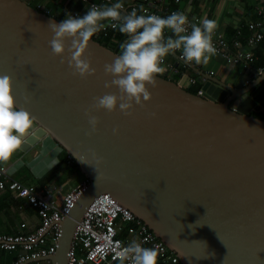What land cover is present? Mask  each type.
I'll list each match as a JSON object with an SVG mask.
<instances>
[{
	"label": "water",
	"instance_id": "95a60500",
	"mask_svg": "<svg viewBox=\"0 0 264 264\" xmlns=\"http://www.w3.org/2000/svg\"><path fill=\"white\" fill-rule=\"evenodd\" d=\"M53 21L62 20L27 0H0V73L12 77L17 106L35 117L20 149L50 137L91 182L62 218L56 251L19 264H68L76 227L104 192L184 264H264V118L253 113L262 106L242 85L247 76L230 86L208 74L198 94L185 86L186 75H158L148 85L151 99L132 115L118 105L92 110L98 130L87 135L93 98L118 94L105 87L112 77L104 66L119 51L92 37L84 55L96 72L73 75L67 51L64 63L52 54Z\"/></svg>",
	"mask_w": 264,
	"mask_h": 264
},
{
	"label": "clouds",
	"instance_id": "9594fccd",
	"mask_svg": "<svg viewBox=\"0 0 264 264\" xmlns=\"http://www.w3.org/2000/svg\"><path fill=\"white\" fill-rule=\"evenodd\" d=\"M124 4L116 2L111 5L88 7L82 16L68 15L60 23L50 22L53 38L49 41L52 54L62 57L67 51V63L73 75L84 78L95 74L91 60L84 53L90 39L110 22V26L125 35L120 45V52L112 62L105 64V75L112 77L105 83L106 88H118L117 93H106L93 98L90 109L85 110L91 131L96 132L99 118L92 115V110L104 109L115 111L117 105L124 115H132L134 105L144 106L152 97L148 85L155 87L156 77L165 72L162 66L164 58L170 53L181 52V57L188 63H207L216 54L213 33L217 22L204 18L199 23H190L183 12H172L164 17L147 14L141 6L123 13ZM168 30L171 35H165ZM71 40L66 46V41ZM25 100L28 97L25 96ZM155 115V113H152ZM35 117L25 108L18 107L13 95L12 77L0 73V163L8 162L13 154L32 135ZM117 132L118 129H113ZM95 154V153H94ZM98 162L102 157H97ZM58 163V162H57ZM156 248L143 247L135 240L127 246L117 247L113 260L118 264H157Z\"/></svg>",
	"mask_w": 264,
	"mask_h": 264
},
{
	"label": "built area",
	"instance_id": "2783aa9c",
	"mask_svg": "<svg viewBox=\"0 0 264 264\" xmlns=\"http://www.w3.org/2000/svg\"><path fill=\"white\" fill-rule=\"evenodd\" d=\"M81 1L87 3L89 7L101 5L94 0ZM108 1L115 2V0ZM173 1L175 3L180 2V0ZM170 2V0L121 2L124 4L121 11L126 13L143 6V11L147 14H158L166 17L172 12L179 11L175 6H171ZM68 15L77 17L84 14L81 10L71 7L68 8ZM188 19L190 23H196L200 20L196 16H188ZM248 28L250 33L244 40L242 39V31L238 30L232 42L221 30L216 28L213 33L216 53L222 54L230 62L246 60L248 63H254L256 55L253 49L264 39V26L262 21H251L248 23ZM117 30L112 28L108 22L106 27L94 34L93 37L96 39L109 38L115 41ZM125 39L126 37L123 41ZM245 46L248 48L245 49ZM177 52L178 58L183 60L181 52ZM162 66L169 76L180 74L183 77L186 75L184 83L186 85L197 82L203 84L206 81L204 75L188 76L182 69L181 63H175L167 57L164 58ZM257 70L260 73L264 71V59L263 63L258 65ZM208 74L213 75L215 71L210 70ZM203 92V87L200 86L197 93L203 94ZM68 157L72 156L68 153ZM17 168L18 162L0 163V188H9L16 197L25 198L29 204L37 209L40 222L29 233H0V249L19 252L17 260L11 264H19L30 258L46 256L56 251L62 218L70 211L91 182L88 177L81 179L65 193L63 200L58 202L52 194L44 193V190L40 189L36 183H26L17 178L15 176ZM124 233L128 235L127 238H124ZM134 240L143 247L149 246V248L157 249V264H184L179 256L140 217H137L128 207L123 206L109 192L96 196L85 210L82 220L76 227L72 246L68 251V264H118V261L113 260L115 250L117 247L127 246Z\"/></svg>",
	"mask_w": 264,
	"mask_h": 264
},
{
	"label": "crops",
	"instance_id": "0c3cea01",
	"mask_svg": "<svg viewBox=\"0 0 264 264\" xmlns=\"http://www.w3.org/2000/svg\"><path fill=\"white\" fill-rule=\"evenodd\" d=\"M27 1L34 4V6L48 10L50 14L56 17L63 16V19L68 16V8L79 9L85 14L89 7L87 3L81 0ZM94 1L99 2L101 5H111L116 2L129 3L138 0ZM170 1L171 6L178 7L179 12H183L189 17H198L200 20L196 23H199L204 18L215 20L217 29L221 30L229 38L230 42L234 40L238 30L242 31V39L248 36L250 33L248 23L251 21H262L264 26V0H180L178 3L173 0ZM140 11L141 8L138 7L137 12L140 13ZM165 35H171V33L166 30ZM124 38L125 35L117 30L115 41L122 43ZM259 43L254 48L255 55L258 54ZM232 48L234 47L232 46ZM247 48L248 46H245V49ZM262 53L264 54L263 50ZM167 58L175 63H181L183 65L182 69L188 76L204 75L208 77V72L214 70L215 74L213 76L230 86H234L246 75L247 77L242 85L250 87V92L256 98L258 104L262 106L258 107V110L264 112V78L262 75L264 71L258 72L257 67H254L256 61L254 63H248L246 60L230 62L222 54L216 53L210 57L207 63L195 64L194 62L188 63L180 60L177 51L170 53ZM172 77L175 80L182 78L180 74H174ZM187 85L188 87L196 86L199 88L200 86L203 87L204 83H187ZM63 150L64 148L52 138L42 137L38 142L31 145L29 149L17 150L9 162H18V168L15 172L17 178L26 183H36L40 189H45L44 193L52 194L59 202L63 200L65 193L78 182L68 183L67 181L69 168L65 162H59L62 161ZM56 167H58L57 170L52 173V170ZM48 173H50V176L46 177ZM39 222L40 216L37 209L29 204L25 198L16 197L15 193L9 188H0V233H29L35 229ZM125 237L127 238L128 235L124 233ZM146 247L149 248V246ZM14 252H17L18 258L19 252ZM16 260L12 258L9 260L0 253V264H11ZM45 263L50 262L48 260H39L31 261L27 264Z\"/></svg>",
	"mask_w": 264,
	"mask_h": 264
},
{
	"label": "trees",
	"instance_id": "16d2710c",
	"mask_svg": "<svg viewBox=\"0 0 264 264\" xmlns=\"http://www.w3.org/2000/svg\"><path fill=\"white\" fill-rule=\"evenodd\" d=\"M34 5V4H33ZM36 6V5H35ZM57 18L61 19V20H64L63 16H58ZM102 43L112 47L114 50L116 51H119L120 52V45L121 43H117L116 41H112L110 40L109 38H98ZM116 42V44L114 43ZM262 50L264 51V39L261 40V42L259 43V46H258V51L256 54L257 55V59H256V62H255V66L254 67H258V65H261L263 63V59H264V54L262 53ZM257 63V64H256ZM162 75H165V76H168V74H166L165 72L162 74ZM192 92H195L197 93V87H188ZM253 113L255 115H257L258 117H262L264 118V112H260L258 109L257 110H254ZM63 154H62V161H59V162H65L68 166V175L70 176L72 173L75 174H83L82 171L80 170V167L79 165L77 164V162L75 161V159L73 157H68V152H66V150L64 149L63 150ZM58 167L54 168L52 170V173L57 170ZM50 173H48L46 175V177L50 176L49 175ZM86 176L83 174V176L81 177L82 179L85 178ZM80 178V179H81ZM79 179V178H78ZM0 253L5 255L7 257V259H14L16 260L17 259V252H14V251H10V250H7V249H3V250H0ZM45 264H50V263H45Z\"/></svg>",
	"mask_w": 264,
	"mask_h": 264
},
{
	"label": "rangeland",
	"instance_id": "374dc122",
	"mask_svg": "<svg viewBox=\"0 0 264 264\" xmlns=\"http://www.w3.org/2000/svg\"><path fill=\"white\" fill-rule=\"evenodd\" d=\"M6 164H10V162L8 161V162H6ZM82 176H83V174H77V173L73 174L72 173L70 176H68L67 181H68V183H74V182H77V181L81 180Z\"/></svg>",
	"mask_w": 264,
	"mask_h": 264
},
{
	"label": "bare ground",
	"instance_id": "6f19581e",
	"mask_svg": "<svg viewBox=\"0 0 264 264\" xmlns=\"http://www.w3.org/2000/svg\"><path fill=\"white\" fill-rule=\"evenodd\" d=\"M32 1V0H31ZM178 5V4H177ZM178 8V7H177ZM262 13V12H261ZM264 17V16H263ZM246 29V28H245ZM236 31V30H235ZM247 34V33H246ZM248 35V34H247ZM244 39V38H243ZM263 40V39H262ZM261 42V41H260ZM254 50V49H253ZM256 51V50H255ZM257 64V63H256ZM197 74V73H196ZM196 76V75H195ZM51 172V171H50ZM18 174V173H17ZM17 176V175H16ZM77 179V178H76ZM39 180V179H38ZM45 190V189H44Z\"/></svg>",
	"mask_w": 264,
	"mask_h": 264
}]
</instances>
